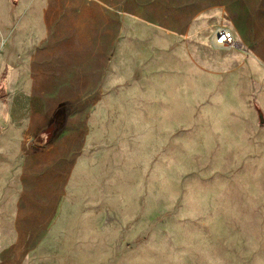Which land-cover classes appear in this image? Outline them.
Wrapping results in <instances>:
<instances>
[{
    "label": "rangeland",
    "instance_id": "obj_1",
    "mask_svg": "<svg viewBox=\"0 0 264 264\" xmlns=\"http://www.w3.org/2000/svg\"><path fill=\"white\" fill-rule=\"evenodd\" d=\"M0 264H264V0H0Z\"/></svg>",
    "mask_w": 264,
    "mask_h": 264
},
{
    "label": "built area",
    "instance_id": "obj_2",
    "mask_svg": "<svg viewBox=\"0 0 264 264\" xmlns=\"http://www.w3.org/2000/svg\"><path fill=\"white\" fill-rule=\"evenodd\" d=\"M213 42L220 49H231L235 45V38L229 29L219 28L214 33Z\"/></svg>",
    "mask_w": 264,
    "mask_h": 264
},
{
    "label": "water",
    "instance_id": "obj_3",
    "mask_svg": "<svg viewBox=\"0 0 264 264\" xmlns=\"http://www.w3.org/2000/svg\"><path fill=\"white\" fill-rule=\"evenodd\" d=\"M259 119H260V121H262V116L261 115L259 116Z\"/></svg>",
    "mask_w": 264,
    "mask_h": 264
}]
</instances>
